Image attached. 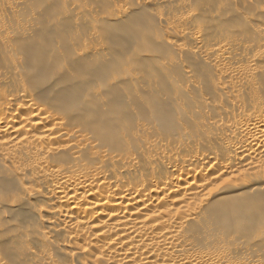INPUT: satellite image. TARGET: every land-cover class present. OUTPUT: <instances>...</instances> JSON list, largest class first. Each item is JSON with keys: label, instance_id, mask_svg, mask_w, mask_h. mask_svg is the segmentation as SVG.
Returning <instances> with one entry per match:
<instances>
[{"label": "bare ground", "instance_id": "obj_1", "mask_svg": "<svg viewBox=\"0 0 264 264\" xmlns=\"http://www.w3.org/2000/svg\"><path fill=\"white\" fill-rule=\"evenodd\" d=\"M24 1L11 0L8 7L19 9ZM109 1L119 6L112 16L122 23L147 3H166L178 11L133 28L151 40L160 32L167 49L157 51L155 59L162 68L177 65L167 74L175 92L162 90L156 98L171 104L175 114L162 117L156 106L146 119L116 117L115 122L110 111L131 113L123 99L135 93L138 102L145 92V75L127 78L130 68L120 61L114 70L121 76L114 79L95 74L86 82L81 65L61 71L74 96L64 107L46 95L26 102H8L0 95V182L8 171L20 179L17 197L0 201V246L11 239L24 250L14 259L0 253V264H264V84H255L264 75V0H240L239 6V0H218L220 12L213 19L206 16V0L184 13L196 0ZM74 7V15L55 19L59 33L85 25L81 7ZM102 7L92 11L105 14L109 8ZM251 7L261 8L260 14ZM190 21L194 31L180 30ZM17 27L30 31L32 24L25 20L22 29ZM89 27L86 23L82 31L87 34ZM229 31L243 39L231 41L225 35ZM207 36L216 37L215 45L207 43ZM136 37L130 48L141 43ZM103 49L98 40L76 54L85 59ZM135 54L141 56L142 50ZM200 58L204 72L216 76L210 87L189 79ZM13 61L18 66L23 60ZM12 72L0 74V81L19 82ZM129 80L140 89L129 90ZM83 83L88 94L79 90ZM248 85L258 95L251 94L247 105L216 97V91H229L239 98ZM31 87H17L20 101ZM109 87L111 96L105 93ZM89 102L109 109L95 113ZM155 122H161L157 132L149 134ZM166 133L183 145L162 143ZM145 136L151 137L142 144Z\"/></svg>", "mask_w": 264, "mask_h": 264}, {"label": "rangeland", "instance_id": "obj_2", "mask_svg": "<svg viewBox=\"0 0 264 264\" xmlns=\"http://www.w3.org/2000/svg\"><path fill=\"white\" fill-rule=\"evenodd\" d=\"M10 1L11 0H0V70H1L0 74H5L6 72L9 73L15 71V73L13 72L12 73L15 74V76L18 75L17 78L19 77L18 79L19 82L13 83V81L8 80V78L6 79L7 81H0V95L1 97L7 95L6 100L8 102H26L27 100L33 99L36 96L46 95L48 98H50L48 100H51L52 98L51 100L52 102L54 103L55 101L59 102L64 107L66 106L67 102L71 100L73 101L72 98L74 96H70L69 91H67L69 86L64 81L65 79L63 78L65 75H63L61 71L64 72L66 70H70V69L72 70L75 69L77 66L81 65L80 67L85 72V75H87L86 82H88L90 78L95 76V74L96 76H103L102 78H105L104 76H107L110 79H114L121 76V74L118 72V68L117 69L115 68L114 70V64L120 61L121 65L128 64L127 66H129L130 68L129 74L126 75L127 78L130 79L131 77H137L138 75H141V73L145 75V78L142 81L143 87L145 88V92H142V94H144L143 95L144 99L138 102H134L135 93H131L129 97L123 99L126 105L130 107V109L132 110L131 112L132 115L130 112H127L128 110L126 112H122L121 110L118 109L117 111L116 109L111 110L110 113L115 117V122L119 121L118 119H116V117H118L119 119H124V117L127 119L129 117V119L131 120L146 119L149 117L148 112L150 111V109L156 106L159 108L160 110L159 112L162 117H165L168 114V111L172 112L169 113L168 117H170V115L172 117L173 114H175L174 110L176 109L171 106L174 109L172 110L171 107H169L171 104H169L168 106V104L164 102H158L156 99L158 92L162 90H169L175 92L173 90L172 85H170V80L168 79V75L170 74L168 72L175 73L177 71L176 64L169 63L166 64L164 68H162L161 67L162 63H160L158 60L155 59V55L157 54V51L159 53L162 50L165 51L167 49L162 42V37H160L162 36L161 33L160 32L155 33L156 35L154 39L151 40L149 39L150 37L148 35L141 36L139 33L133 32V28H135V26L140 22L149 21L151 18H153L156 15L159 16L164 15L165 17L169 18L170 16H172V14L178 12L173 8H171L168 4L163 3V4L153 5L152 3H147L142 8L141 7H139L140 9L137 8L133 12V14L125 22L122 23V21L119 22L117 19H115L114 16H112L113 12L114 14L115 13L117 14L119 10V6L116 5V2L112 3V1L109 0H26L24 1V4L19 9L17 8L16 10H12L8 7ZM200 1L203 0H196L191 4V6H187L183 11H181V13H184V11H186L188 8L192 9ZM206 1L207 2L209 1V9L208 12L206 11V16L208 15L210 18L213 19V16L220 12L218 0H206ZM239 3L240 0L237 2L236 5L239 6ZM75 5L77 7L79 6L81 7V11H82L81 17L90 26L89 30L86 31L87 34L84 31H82L85 28L86 23L84 26L77 28L73 33L72 32L69 34L59 33L55 29L56 27L54 26V22L58 19H65V17H70L74 15ZM109 5L111 7L112 6L115 7L111 8ZM98 6L99 7L101 6V8L103 9L105 7L102 6H106V8H109V9H105L107 10L106 12H108L109 14L107 13L108 14L107 15L106 12L104 14L100 11H98L97 13L92 11L93 7L94 9L95 7L97 9L99 8ZM250 11L255 14H260L261 8L251 7ZM25 20H28L32 24V28L30 31H25L24 29L21 28ZM235 21L241 24L247 23L245 19H238ZM194 24L195 22L190 21L189 23L181 25L179 27H181L180 30L185 29V30L194 31ZM119 25L122 27L121 30L117 27ZM17 26H19L24 31L20 30ZM124 28H126L127 30ZM12 30L14 31L12 32ZM81 31L85 33L84 34L85 36L82 35ZM15 34L17 36L16 38H15ZM225 35L229 36V39L235 42H239L241 39H243V36L236 32L229 31L226 32ZM144 36L147 38H144ZM158 36L161 38V40L158 39L159 38ZM135 37L136 38L139 37L141 43L139 45H136L135 48H130L129 45L135 39ZM171 38L173 41L176 42L180 41V37L178 35H173ZM78 40L81 43H78L79 42ZM98 40H100L104 45V49L100 54L85 59L80 58L79 55L76 54V51L77 53H79L81 49L88 47L89 43L92 44L93 41H98ZM207 43L209 45H215L216 37L214 36L208 37ZM195 49H197V46L192 47V50ZM138 50L139 51L142 50L141 56H139L141 52L138 54V56L137 54H135V52L137 53ZM17 57L18 58L20 57L21 60H23L22 64L18 66H16L13 63L14 62L13 60L16 59ZM48 59L50 60V62L48 61ZM194 66L197 68L198 71L197 70L194 71L195 74L189 77V79L195 80L194 84L198 86H209V87L212 84H214L216 76L214 77V75H210L208 73L206 74L204 72L206 71V69L203 63V59L200 58L199 61L196 64H194ZM108 70H109L108 74L105 75L104 71H108ZM47 71L50 73V75ZM196 72L198 75L196 74ZM154 76L157 79L155 78V80L153 81L152 78H154ZM257 83L264 84L263 74L258 75L256 77L255 84ZM19 84H21L22 86H27L28 84L31 86L33 85V88L31 87L32 90L28 89V92L29 91L30 92L27 93L28 98H23L24 101H20L22 99L20 98L19 91H17L18 90L17 87L21 86ZM84 85L86 84L85 83L81 84V86H79L80 88L79 90H83ZM128 87L129 90L131 91H138V89H140L138 88L140 87V85H136V83H134L131 80H129L128 82ZM107 89L105 91L106 95L111 96L112 92L110 90L112 89H110V87L108 90ZM85 91L86 90H83L81 92L82 93L84 92L85 94L89 93L88 90H87L88 93ZM30 93L33 95H31ZM239 94L240 97L238 98L236 96L237 95L236 92L231 93L229 91H225V92L216 91L217 99L219 100L229 99L231 102H234L235 104H239V105H247L250 102L251 94L258 95L253 85H248L241 92H239ZM69 97L71 98L69 99ZM94 103L95 102H89L87 104V107L92 109V111L95 113H101L104 110L109 109V106L107 104L99 105L95 109L97 103L95 104ZM100 109H104V110L101 111ZM185 118H186V114H184L183 112L181 114V119L183 122L186 121ZM160 123L161 122H155L154 124H152L151 125L152 129H150L149 134H153V133L156 134L158 130V125ZM183 126L188 127L191 126V124L189 123L183 124ZM171 130L172 129L170 128L169 131L171 132ZM173 133L171 134L173 135ZM172 135L167 136L166 133V135L163 136L161 142L162 143L173 142L175 144L183 145L182 141L178 140L177 138L175 139ZM149 137L151 136L143 137L141 139L142 144ZM60 142H63V140ZM84 161H90V158L88 156H84ZM2 165H3V159L0 158V173L3 170V167H1ZM3 181L5 182L2 181H1L2 183L0 182V201L7 200V198L12 199L13 197L14 199V197H17L16 196L18 195L17 192L20 190L19 187L20 179L14 177L12 173L8 171L7 178H4ZM6 181L9 182L7 183ZM227 195L230 197V195H233V193L223 195L221 196V198L220 197L219 198L220 199L225 197L228 198ZM30 201L32 203H38L37 198H30ZM25 216H28V214L26 213L23 214V217ZM17 231L18 229L15 230V232ZM21 251L22 252L24 251L22 247L13 243L11 239L7 240L4 244L0 246V253L2 255L8 256L9 259L10 258L14 259L18 257V254H20ZM25 258L27 257L25 256Z\"/></svg>", "mask_w": 264, "mask_h": 264}]
</instances>
